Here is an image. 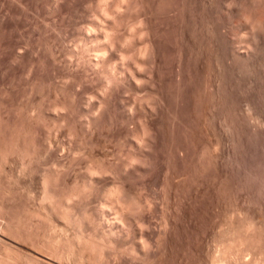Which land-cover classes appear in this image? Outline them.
<instances>
[{"label":"bare ground","instance_id":"1","mask_svg":"<svg viewBox=\"0 0 264 264\" xmlns=\"http://www.w3.org/2000/svg\"><path fill=\"white\" fill-rule=\"evenodd\" d=\"M215 1L0 0V235L38 264H153L192 230L193 110L224 120V62L264 42V0Z\"/></svg>","mask_w":264,"mask_h":264},{"label":"rangeland","instance_id":"2","mask_svg":"<svg viewBox=\"0 0 264 264\" xmlns=\"http://www.w3.org/2000/svg\"><path fill=\"white\" fill-rule=\"evenodd\" d=\"M201 1L195 0L196 6L194 2L193 7L197 9ZM222 1L229 2V0H221L219 3L215 1V6L224 9ZM40 4L42 3L39 2V7ZM26 11L29 12L30 9ZM31 11L30 14L27 12V16L33 19V16L31 17L33 14L37 17L33 20L38 22L47 23L54 18L53 14L42 10H39L38 15H35L36 11ZM222 24L225 23H221L220 26H223ZM242 29L244 33L246 30ZM48 33L51 31L49 30ZM262 45L264 42H260L257 46L256 52L261 50L256 53V58H253L255 61L249 58L248 61H244L245 64L243 61L238 64L224 62L226 75H223L228 87L225 95L226 106L224 105L225 121L219 119L221 115L217 107L215 112L220 117L215 116L217 114L214 113V107L213 111L210 110V115L205 118L193 110V231H175L173 240L167 244L168 247L163 248L161 251L163 253L158 254L153 264L155 262V264H182L184 257L191 264H220L221 261V264H264V79L261 72L256 70L258 64L253 63L260 59L264 60ZM212 146L215 150L219 147L213 155L209 151ZM33 179L34 181L27 183L25 190L32 192L34 199L38 190L37 173ZM21 200L25 204L27 201V204L37 205L36 200L33 203L24 193ZM11 204L12 208H8L9 214L15 211L17 203ZM10 239L11 237L6 234L0 235V240L11 242L18 250L24 264H38L36 263L38 260L34 257L53 263L47 255L31 248L28 244L12 242ZM4 246L5 244L0 241L2 253L6 250Z\"/></svg>","mask_w":264,"mask_h":264}]
</instances>
